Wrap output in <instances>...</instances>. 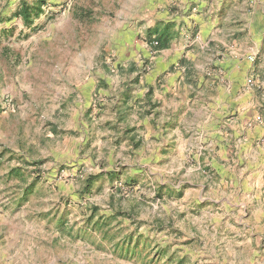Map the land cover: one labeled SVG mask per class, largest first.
I'll return each mask as SVG.
<instances>
[{
    "label": "rangeland",
    "instance_id": "374dc122",
    "mask_svg": "<svg viewBox=\"0 0 264 264\" xmlns=\"http://www.w3.org/2000/svg\"><path fill=\"white\" fill-rule=\"evenodd\" d=\"M208 4L0 0V264H264V0Z\"/></svg>",
    "mask_w": 264,
    "mask_h": 264
},
{
    "label": "crops",
    "instance_id": "0c3cea01",
    "mask_svg": "<svg viewBox=\"0 0 264 264\" xmlns=\"http://www.w3.org/2000/svg\"><path fill=\"white\" fill-rule=\"evenodd\" d=\"M179 1L180 2L186 1L188 6H192V9L188 12V16H189V18H194L195 23H197V28H198L199 33H200L199 34L200 37L198 39V47H201V45H202L201 39H204V37H202V35L207 36L208 34L217 33L219 30V26L217 25L218 22L225 20V18L222 17V18H220V21H217L218 19L216 16L215 17H211V15L207 16V13H210V11H211V4H208V3H210L211 0H206L205 2L203 0H179ZM203 4H204V6H208V8L203 6L202 9H205L203 11V13L196 15L194 12L196 10L195 8L198 6H201ZM238 20H242V18L239 17ZM242 25L244 26L245 24H242ZM212 39H213V37H211V35H210L209 38L207 39V41H211ZM145 79H147V78L145 77Z\"/></svg>",
    "mask_w": 264,
    "mask_h": 264
},
{
    "label": "trees",
    "instance_id": "16d2710c",
    "mask_svg": "<svg viewBox=\"0 0 264 264\" xmlns=\"http://www.w3.org/2000/svg\"><path fill=\"white\" fill-rule=\"evenodd\" d=\"M39 9L30 7L26 4L22 5L18 11V14L22 16L25 21L31 22L32 16L38 14ZM171 23L158 22L154 25L153 29L148 32V39L152 42H156L155 46L157 49L164 48L168 45V42L172 36L170 31ZM154 35V38L151 39V36Z\"/></svg>",
    "mask_w": 264,
    "mask_h": 264
},
{
    "label": "built area",
    "instance_id": "2783aa9c",
    "mask_svg": "<svg viewBox=\"0 0 264 264\" xmlns=\"http://www.w3.org/2000/svg\"><path fill=\"white\" fill-rule=\"evenodd\" d=\"M154 43L156 44V42L154 41Z\"/></svg>",
    "mask_w": 264,
    "mask_h": 264
}]
</instances>
